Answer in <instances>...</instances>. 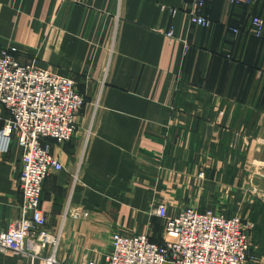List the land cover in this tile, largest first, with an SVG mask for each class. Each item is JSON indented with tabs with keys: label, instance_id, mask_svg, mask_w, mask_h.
Here are the masks:
<instances>
[{
	"label": "crops",
	"instance_id": "0c3cea01",
	"mask_svg": "<svg viewBox=\"0 0 264 264\" xmlns=\"http://www.w3.org/2000/svg\"><path fill=\"white\" fill-rule=\"evenodd\" d=\"M192 1L0 0V47L74 80L86 102L73 140L53 143L64 168L41 196L53 233L70 201L64 264H107L117 232L162 244L160 204L170 217L243 215L264 264V38L251 34L264 0H215L211 29L190 24ZM8 117L0 103V129ZM21 158L16 140L0 154V232L19 216ZM27 245L28 256L6 253L0 264H43L53 250L35 237Z\"/></svg>",
	"mask_w": 264,
	"mask_h": 264
},
{
	"label": "built area",
	"instance_id": "2783aa9c",
	"mask_svg": "<svg viewBox=\"0 0 264 264\" xmlns=\"http://www.w3.org/2000/svg\"><path fill=\"white\" fill-rule=\"evenodd\" d=\"M215 0H193L189 10L192 26L211 29L213 22L205 11ZM258 0H230L233 6L252 7ZM228 29L238 35L240 30ZM251 34L264 38V20L251 18ZM168 36L173 39V33ZM101 94L94 102L100 107ZM0 103L9 117L0 129V154L9 153L14 140L22 149L19 192L22 202L19 216L6 231L0 232V255L13 253L28 256V240L35 237L39 246H53L43 264H64L57 259L64 222L70 201L66 205L63 223L56 233L47 228V215L41 209L44 185L53 171L63 170V164L53 152V143L71 142L85 98L76 82L52 69L35 64H22L13 53L0 47ZM90 133V132H89ZM78 174L73 176V185ZM156 215L164 221L162 244L148 236H127L115 233L113 251L107 264H255L251 250L254 224L242 216L227 217L212 211L186 209L177 217L168 216L167 207L158 205ZM83 217V215H77ZM77 218V217H76ZM86 264H99L90 261Z\"/></svg>",
	"mask_w": 264,
	"mask_h": 264
},
{
	"label": "rangeland",
	"instance_id": "374dc122",
	"mask_svg": "<svg viewBox=\"0 0 264 264\" xmlns=\"http://www.w3.org/2000/svg\"><path fill=\"white\" fill-rule=\"evenodd\" d=\"M174 36V35H173ZM174 38V37H173ZM240 214H242V213H240ZM225 216V215H224ZM240 216H242L244 219H245V217L243 216V215H240ZM255 227V226H254ZM254 227H253V229H252V231L254 230ZM252 242H253V239H252ZM252 245H253V243H252ZM251 250H252V246H251ZM253 252V251H252Z\"/></svg>",
	"mask_w": 264,
	"mask_h": 264
},
{
	"label": "trees",
	"instance_id": "16d2710c",
	"mask_svg": "<svg viewBox=\"0 0 264 264\" xmlns=\"http://www.w3.org/2000/svg\"><path fill=\"white\" fill-rule=\"evenodd\" d=\"M211 5V4H210ZM209 7V6H208ZM208 7H207V9H208ZM246 8H248V7H246ZM207 9H206V11H207ZM206 11H205V13H206ZM207 15V14H206ZM229 27H231V26H229ZM234 28V27H233Z\"/></svg>",
	"mask_w": 264,
	"mask_h": 264
}]
</instances>
